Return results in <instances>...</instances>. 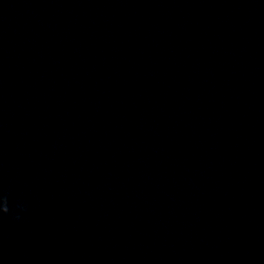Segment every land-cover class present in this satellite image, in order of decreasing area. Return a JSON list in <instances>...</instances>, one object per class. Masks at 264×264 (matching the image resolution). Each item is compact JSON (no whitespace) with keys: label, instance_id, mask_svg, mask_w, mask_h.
Masks as SVG:
<instances>
[{"label":"water","instance_id":"1","mask_svg":"<svg viewBox=\"0 0 264 264\" xmlns=\"http://www.w3.org/2000/svg\"><path fill=\"white\" fill-rule=\"evenodd\" d=\"M249 1L0 0V264L91 262Z\"/></svg>","mask_w":264,"mask_h":264}]
</instances>
